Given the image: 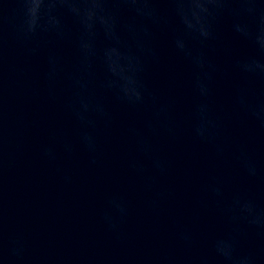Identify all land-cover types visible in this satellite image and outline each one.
I'll return each instance as SVG.
<instances>
[{
    "label": "water",
    "instance_id": "95a60500",
    "mask_svg": "<svg viewBox=\"0 0 264 264\" xmlns=\"http://www.w3.org/2000/svg\"><path fill=\"white\" fill-rule=\"evenodd\" d=\"M25 2L0 0V264H224L221 241L264 264V227L241 211L264 214V72L240 67L264 52L243 0L203 42L173 0H150L154 19L121 8L137 103L108 87L99 27L59 10V31L26 34Z\"/></svg>",
    "mask_w": 264,
    "mask_h": 264
},
{
    "label": "clouds",
    "instance_id": "9594fccd",
    "mask_svg": "<svg viewBox=\"0 0 264 264\" xmlns=\"http://www.w3.org/2000/svg\"><path fill=\"white\" fill-rule=\"evenodd\" d=\"M170 6L182 25L185 36H190L193 39L198 38L201 42L213 38L212 22L217 14L226 7H230L225 3V0H173ZM238 7L248 16L258 17L260 27L255 43L259 50L264 52V0H243ZM121 8L129 9L137 17L155 18V9L150 0H116L115 3H110L109 0H26L25 31L29 35H34L37 31H59L60 20L54 14L59 10H65L72 15L83 32L89 36H95L96 29L99 27L104 35L113 42V46L103 50V61L111 78L108 87L116 89L121 98L130 103L142 102L143 85L138 78V61L134 63V58L130 53L120 50L121 42L117 35V28L118 11ZM234 29L246 37L251 35L240 24L234 25ZM129 30H132L131 26H129ZM175 46L179 51L191 57L192 53L184 38H177ZM80 47L84 52L90 55L94 54L91 43L82 41ZM193 59L198 66L203 67L202 57ZM253 65L256 69L264 72V63H260L258 60L242 63L240 67L245 72H251ZM86 108L87 105H85ZM250 172L255 174L252 169ZM241 211L252 218L250 219L251 224L264 227V214L258 213L251 203H244L241 206ZM216 250L224 264H250L249 258L235 257L232 254L231 245L223 241L217 244Z\"/></svg>",
    "mask_w": 264,
    "mask_h": 264
}]
</instances>
